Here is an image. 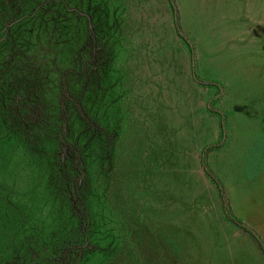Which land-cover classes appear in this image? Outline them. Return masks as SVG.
Returning <instances> with one entry per match:
<instances>
[{"label":"rangeland","instance_id":"obj_1","mask_svg":"<svg viewBox=\"0 0 264 264\" xmlns=\"http://www.w3.org/2000/svg\"><path fill=\"white\" fill-rule=\"evenodd\" d=\"M103 1L117 25L116 54L100 102L85 108L114 136L107 153L89 139L83 166L97 243L112 242L78 264H264L224 220L200 166L202 147L220 138L218 109L225 136L207 164L231 212L264 242V0H174L192 59L167 0ZM33 46L24 53L31 62ZM193 73L220 87L198 84ZM50 150L32 153L0 130V218L9 235L18 221L27 233L52 216ZM12 263L0 233V264Z\"/></svg>","mask_w":264,"mask_h":264},{"label":"trees","instance_id":"obj_2","mask_svg":"<svg viewBox=\"0 0 264 264\" xmlns=\"http://www.w3.org/2000/svg\"><path fill=\"white\" fill-rule=\"evenodd\" d=\"M167 1L176 35L192 59L193 45L180 29L174 0ZM116 26L103 0H0V130L15 140L23 138L32 153L37 145L51 147L49 184L55 205L49 222L27 233L18 221V229L9 235L5 219L0 218L12 264H78L86 252L110 250L111 238L97 243L91 212L94 193L85 181L83 155L91 138L99 140L106 153L112 146L113 133L88 112L85 103L100 102L107 87L116 54ZM32 44L33 62L24 56ZM193 78L198 84L220 87L195 73ZM214 112L220 138L202 147L200 166L216 189L224 220L253 241L264 262L263 240L231 212L223 185L207 164L206 153L218 148L225 136V115L218 109Z\"/></svg>","mask_w":264,"mask_h":264},{"label":"flooded vegetation","instance_id":"obj_3","mask_svg":"<svg viewBox=\"0 0 264 264\" xmlns=\"http://www.w3.org/2000/svg\"><path fill=\"white\" fill-rule=\"evenodd\" d=\"M15 44V43H14ZM17 51H19V49L18 48H11V52H17ZM11 52H10V54H11ZM39 88V87H38Z\"/></svg>","mask_w":264,"mask_h":264}]
</instances>
